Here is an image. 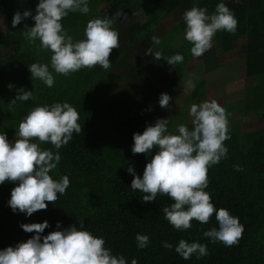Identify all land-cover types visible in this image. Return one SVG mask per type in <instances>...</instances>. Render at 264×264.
Segmentation results:
<instances>
[{
  "label": "trees",
  "instance_id": "1",
  "mask_svg": "<svg viewBox=\"0 0 264 264\" xmlns=\"http://www.w3.org/2000/svg\"><path fill=\"white\" fill-rule=\"evenodd\" d=\"M38 3L39 0H0V21L9 25L6 32L0 30V134L5 133L13 142L19 123L32 108L64 102L78 111L82 131L73 133L70 142L59 150L50 143L40 144L42 150L59 151L61 155L60 163L49 175L54 180L66 175L70 181L66 193L57 194L55 203L46 201V210L30 217L18 210L13 212L8 201L17 182L0 184V250L15 247L35 235L26 233L20 224L48 221L49 227L42 236L73 225L79 229L82 225L83 230L102 237L104 247L112 255L123 256L127 264L133 259L137 264H264V128L250 133L243 130L242 119L239 127L229 123L230 139L224 141L227 156L208 169L209 186L205 191L214 207L227 209L244 226L242 238L231 247L212 243L203 236L204 231L218 228L215 213L207 224L193 220L190 229L176 230L162 212L174 201L158 194L156 201L143 202L144 193L132 191L134 176L127 171L132 167L142 178L151 160V156L133 154V134H142L157 119H169L171 132L169 109L176 102L177 93L187 89L184 78L190 69L186 67L199 59L203 64L194 73L204 67L209 71L214 50L219 57L238 55L232 64L242 65L244 76L255 83L246 88L242 117L264 121V0H88L89 13H69L61 21L63 28L74 41L83 40L89 20L111 18L113 29L119 33L120 47L110 53L111 67L107 71L97 65L69 76L55 73L51 68L52 53L38 49L39 40L32 44L21 35L25 25L34 26L31 17L12 27L16 12L31 10L35 15ZM218 3H224L233 12L237 30L235 34L218 31L211 49L194 57L190 52L193 45L184 38L183 14L193 5L212 14ZM117 12L124 16L115 17ZM173 15L180 23L162 33L165 20ZM158 33L162 35L159 37ZM178 34L176 46V40L165 43L168 37ZM153 36L160 39L159 44L152 41ZM149 47L165 57L181 54L184 60L172 66L164 57L156 60L154 54H147ZM32 63L49 66L54 76L52 87L32 79ZM194 84L191 94L199 105L206 101L207 81L194 80ZM21 88L33 91L34 98L10 104ZM161 93L172 97L169 108L160 107ZM155 153L153 149L152 156ZM236 165L242 170H235ZM138 233L149 237L143 249L137 247ZM181 239L206 244L208 255L197 259L194 254L183 259L175 252ZM165 241L173 245L171 250L162 246Z\"/></svg>",
  "mask_w": 264,
  "mask_h": 264
},
{
  "label": "clouds",
  "instance_id": "2",
  "mask_svg": "<svg viewBox=\"0 0 264 264\" xmlns=\"http://www.w3.org/2000/svg\"><path fill=\"white\" fill-rule=\"evenodd\" d=\"M36 14L31 10L13 15L12 27L22 20L31 17L33 27L25 25L21 35L32 44L40 41L38 49L48 50L51 55V68L57 74L69 76L82 68L92 69L99 65L105 71L111 67L109 61L113 49H119V33L113 29V19L95 18L87 22L84 30L85 39L74 41L73 37L62 26V19L69 13L90 11L88 0H39ZM123 13H115L120 18ZM186 24L184 38L193 46L190 49L194 57H200L211 49L213 37L218 31L235 34L238 21L233 12L224 4L218 3L215 12L208 14L206 8L193 5L183 14ZM155 44L160 39L153 36ZM147 54H154L156 60L161 57L174 66L182 63L184 57L175 54L163 56L162 52H153L148 48ZM32 79L42 81L48 87L54 85V76L47 64L32 63L29 65ZM13 88L12 84L8 85ZM187 89L195 88L188 80ZM33 91L19 89L10 104L17 101L33 99ZM172 99L167 93H161L159 105L169 108ZM192 127L185 124L177 126L178 134L168 130L169 119H157L143 133H134L133 154L151 156L145 166L142 178L134 169L127 171L134 176L131 182L132 191L144 193L145 203L154 202L159 195L168 196L173 203L163 207L165 220L176 230L184 231L192 227V221L207 224L215 213L218 228L203 232L212 243L221 242L231 247L242 238L244 226L238 217L230 215L227 209L217 210L211 202V196L205 189L209 186L208 169L218 164L227 156L228 149L224 141L230 139L228 118L225 108L216 100L193 104L189 109ZM79 113L69 103H54L49 106L32 108L19 123L16 139L9 142L6 134H0V184L5 181L17 182L11 191L8 201L13 212L17 210L31 216L39 210H46L47 202L55 203L57 194L64 195L69 187L68 176L54 180L49 173L60 163L59 151L42 150L41 143H50L59 150L67 145L73 133L80 134ZM34 140L39 143L33 142ZM153 149L156 153L152 156ZM235 170L242 169L236 165ZM26 233H35L26 242L15 247L0 250V264H127L123 256L112 255L104 247L105 240L95 237L87 230L70 226L64 230L41 234L49 227L43 223L20 224ZM60 228V223H57ZM137 247L143 249L149 243V237L136 235ZM171 250L173 245L165 241L162 245ZM175 252L188 260L194 254L197 259L208 255L207 245L181 239L175 246ZM131 264H137L136 259Z\"/></svg>",
  "mask_w": 264,
  "mask_h": 264
},
{
  "label": "rangeland",
  "instance_id": "3",
  "mask_svg": "<svg viewBox=\"0 0 264 264\" xmlns=\"http://www.w3.org/2000/svg\"><path fill=\"white\" fill-rule=\"evenodd\" d=\"M179 23L180 20L176 18L175 15L170 16L168 19L165 20L162 31L166 32L171 28H174ZM8 27L9 25L7 21H0L1 32H6L8 30ZM178 38H180L179 34L178 36L175 35L168 37L165 43H172L176 40L173 43V45L176 46V43H178ZM170 54L171 55L166 57H171L175 55L174 53ZM202 64L203 63L199 59H195L191 64H189V67L186 68L190 69V74L186 76L184 80L187 82L189 78V80L194 83V80H206L208 77V79L206 80L209 84V96L207 98V101L216 100L220 106L225 108L229 123H232L239 127L238 123H240V119H242V103L244 102L245 96L247 94V91L246 89H244V87L246 86V84L251 82V80L249 79L247 81H243L245 80V76L243 74V66H219L214 71L216 74H208V71L204 67L203 70L196 71V73H194V70ZM193 89H186L182 92H178L177 95L179 96L176 98V102H173L169 109V114L172 118L171 133L173 134H178L177 126L179 124H185L189 127V129H191L192 127L191 117L189 116V109L191 105L197 104L193 101V97L191 94ZM251 91L252 90L248 91V93ZM242 121L244 124L243 130L248 131L250 133L258 130L259 128H261L262 125H264L263 121H259L256 123L254 121H248L243 119Z\"/></svg>",
  "mask_w": 264,
  "mask_h": 264
},
{
  "label": "crops",
  "instance_id": "4",
  "mask_svg": "<svg viewBox=\"0 0 264 264\" xmlns=\"http://www.w3.org/2000/svg\"><path fill=\"white\" fill-rule=\"evenodd\" d=\"M169 31V30H168ZM167 32V31H166ZM162 33H165V31H162ZM162 33H158L159 37L162 35ZM238 58V55L237 54H230V55H227L226 57H219V55L216 53V51L214 50L213 51V54L210 55V63H209V67L211 68L209 71H208V74H216L214 71L215 69H217L219 66H227V67H234L235 65L232 64V62L234 63L236 61V59ZM218 73V72H217ZM208 79V77H207ZM206 79V80H207ZM248 78L245 77V80L243 81H247ZM254 81L251 80L250 83L246 84V86L244 87V89H246L248 86H252L254 85ZM208 82H207V90H206V101H207V98L209 96V90H208ZM223 96V95H222ZM225 97V96H223ZM226 98V97H225ZM243 120H248V121H254L255 123L256 122H259V121H263V120H259L257 118H249V119H246V118H243ZM264 122V121H263ZM264 128V125L261 126V128H259L258 130ZM256 130V131H258ZM255 132V131H253Z\"/></svg>",
  "mask_w": 264,
  "mask_h": 264
}]
</instances>
